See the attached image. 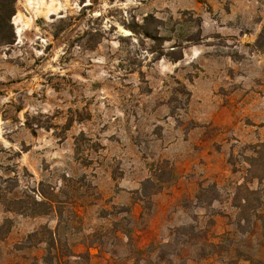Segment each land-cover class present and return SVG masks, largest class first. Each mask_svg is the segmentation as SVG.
<instances>
[{"label":"rangeland","instance_id":"1","mask_svg":"<svg viewBox=\"0 0 264 264\" xmlns=\"http://www.w3.org/2000/svg\"><path fill=\"white\" fill-rule=\"evenodd\" d=\"M14 8L0 264H264V0Z\"/></svg>","mask_w":264,"mask_h":264},{"label":"trees","instance_id":"2","mask_svg":"<svg viewBox=\"0 0 264 264\" xmlns=\"http://www.w3.org/2000/svg\"><path fill=\"white\" fill-rule=\"evenodd\" d=\"M7 3H5L2 7H0V10H3V13H0V44H8L12 43V35L9 36L5 33H2L4 30L9 29L12 31V22L10 21V18L15 13L14 8V2L15 0H5ZM179 57H175L174 59H179Z\"/></svg>","mask_w":264,"mask_h":264},{"label":"bare ground","instance_id":"3","mask_svg":"<svg viewBox=\"0 0 264 264\" xmlns=\"http://www.w3.org/2000/svg\"><path fill=\"white\" fill-rule=\"evenodd\" d=\"M32 1H34V0H32Z\"/></svg>","mask_w":264,"mask_h":264}]
</instances>
